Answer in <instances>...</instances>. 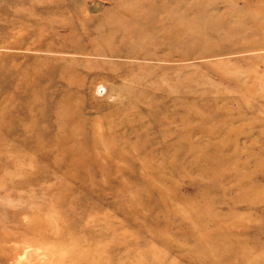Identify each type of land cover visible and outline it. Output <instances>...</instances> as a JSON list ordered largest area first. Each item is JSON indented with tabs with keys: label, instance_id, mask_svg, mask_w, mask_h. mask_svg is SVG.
<instances>
[{
	"label": "rangeland",
	"instance_id": "obj_1",
	"mask_svg": "<svg viewBox=\"0 0 264 264\" xmlns=\"http://www.w3.org/2000/svg\"><path fill=\"white\" fill-rule=\"evenodd\" d=\"M120 2L77 4L54 52L0 26V264H264V0H181L167 39L155 14L148 42L100 41Z\"/></svg>",
	"mask_w": 264,
	"mask_h": 264
},
{
	"label": "bare ground",
	"instance_id": "obj_2",
	"mask_svg": "<svg viewBox=\"0 0 264 264\" xmlns=\"http://www.w3.org/2000/svg\"><path fill=\"white\" fill-rule=\"evenodd\" d=\"M84 0H23L24 2H29L30 6V14L27 13L26 16H21L20 12L14 11V13H11V11L8 9L7 5L9 3V0H0V21L2 19V16L5 18V22L2 21L0 24L1 27L4 28H13L15 24L18 22H22L23 25H28L31 28L29 29H23L26 33L30 34V29H33L36 36L40 37L41 40L44 39H51L49 41L50 44H53L52 47H47L45 51L48 52H54V44L55 41L59 39L58 36H56L55 30L60 28H65L68 23L72 22V18L76 19L78 18L83 12V9L78 8L77 4L80 2L82 3ZM129 3L128 0H123V2H120L118 4V9L115 17L110 16L108 20L105 21L106 25L109 26L104 33H98L96 37L100 39V41H112L117 38H114L115 36H122V37H128L138 39V41L141 42H148L152 40L151 36L146 35L147 32H145L143 29H140L137 27V25L143 21H145L144 24L147 23V20L150 22H154V16L155 14H158L159 16L163 15L164 18L163 21H160V26H153L149 25L153 28L151 31V34L157 35L162 40L167 39L169 36L168 34V28L171 27L173 24L181 25L180 20V14L177 13V6L180 5L181 0H175L174 6L172 9H168L170 5H172L171 1H165L164 3L160 4V6H155V2L153 0H146L145 3L141 2H133V4H126ZM9 4H13V2H10ZM160 8V9H159ZM160 10V11H159ZM141 11V12H140ZM77 12V13H75ZM171 12V13H170ZM143 13V14H140ZM59 14V17H58ZM161 14V15H160ZM71 19V21L66 22L67 19ZM80 20V19H79ZM148 26V27H149ZM77 28V26H73L71 28V31H74ZM3 29V28H0ZM103 30L102 26L96 27L94 30ZM181 30V29H180ZM174 39H178L179 33L174 35ZM160 45H164L162 43H159ZM62 48V46H59ZM57 47V53H63V50H60V48ZM68 52V51H67ZM38 71L40 73H56L57 76H61L65 73H67L66 69L59 68L56 70H50V68H42L38 67ZM234 87L236 89H242L244 88L242 85H240L238 82L234 83ZM36 90L38 91V88L36 85L30 86L28 85L27 92H21L23 96H29L28 98H33L35 100H41L43 97L41 94L36 93L35 95H28L27 93L29 91ZM58 93H63V89H60ZM43 91H47V88H43ZM222 93H225L226 91H221ZM67 96L70 98L67 101L59 102L60 107H67L68 104H70V100L73 99V96L71 93L66 92ZM42 103H40L41 105ZM43 105H46L44 102ZM218 145V144H215ZM220 145V144H219ZM112 152V150H111ZM264 155V154H261ZM211 162L207 163L209 165L208 168L211 169V167L219 166L220 164L225 163L224 157H221L220 154L210 156ZM83 161H86V157L83 159H79L78 164L82 165ZM207 165V166H208ZM262 176H264V169H261ZM214 183V182H213ZM262 190V189H261Z\"/></svg>",
	"mask_w": 264,
	"mask_h": 264
}]
</instances>
